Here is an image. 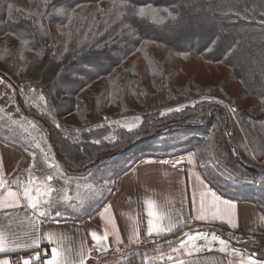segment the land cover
<instances>
[{
  "label": "trees",
  "instance_id": "obj_1",
  "mask_svg": "<svg viewBox=\"0 0 264 264\" xmlns=\"http://www.w3.org/2000/svg\"><path fill=\"white\" fill-rule=\"evenodd\" d=\"M126 2L136 7L151 4L156 8H169L176 19H166L162 25L150 20H141L129 15L130 9L122 6ZM8 4L13 6L11 16ZM59 8L68 10L71 24L67 15L56 14V9ZM37 11L51 15L36 16L34 13ZM40 25H43V33L47 35L41 32ZM130 32L135 34L130 35ZM7 37L15 41L17 52L14 53L13 60L5 64L1 62L0 65L11 80L23 83L24 94L31 88L39 90L44 95L48 113L53 118L69 113L79 114L83 118L80 129H76V125L62 123L67 135L74 134L75 139H72L71 136L59 132L48 120L49 116L48 119L40 116L46 131L50 132L49 136L47 131L48 139L54 151L67 166H91L110 157L116 145L127 141V145L115 152L119 153L133 143L129 139L131 133L121 126L115 132L117 136L114 141L105 139L104 135H107L110 127L99 124L106 118L102 114V106H106L105 101L109 100L108 104L113 102L119 109L108 114V118L141 113L142 121L137 132L145 129L147 135L137 138L136 141H142L150 134H156L161 128L170 125L198 124L207 127L209 123L216 122L217 129L215 134L212 132L213 139L223 146L222 157L228 167L240 166L245 173L249 171L253 175L264 174V166L258 165L264 162V141H261L257 134L264 133V126L259 125L256 131H253L252 124L243 115L235 112L234 118L227 108L218 105L199 108L198 105L202 104V101L195 107L187 106L182 111L161 114L162 109L166 107L204 94L225 100L227 96L217 88L212 91L204 89L189 91L186 95L170 96L168 91L163 89V75L156 91L147 92L129 74L128 93L135 100L134 105H131L128 96L127 100L124 99L125 92L115 96L111 88H100L95 93L92 89L93 85L102 83L126 60H137L139 53L144 55L147 69L153 72V75H161L158 73L163 69L157 62V55L144 53L147 45L157 44L154 47L168 50L164 60H172L171 58L175 57L171 56L176 55L181 60L199 59L223 65L229 70L231 77L237 80L241 91L256 99V107L264 112V0H51L46 8L42 0H1L0 60L12 52L11 48L1 44ZM24 40L28 43H23ZM21 54H32L34 57L25 59ZM62 97L66 99L63 100ZM104 98L107 100L104 101ZM20 101L18 95L19 104ZM228 101L225 100V103L230 104ZM24 110L30 112L26 107ZM194 110L195 116H198L195 118L200 121L185 120L186 117H192L191 111ZM258 117L259 115L256 118L261 120ZM161 123L165 125L155 129V126ZM89 129L91 131H88ZM249 137L252 142L255 141L257 153L252 145L250 151L247 149L244 141L247 142ZM96 140L100 143H94ZM200 141L205 142L202 139L198 142ZM239 144L243 145V150ZM249 155L253 156L256 162ZM198 168L205 180L225 195L229 194L221 187L228 190V187L236 186L229 180L231 177L225 178L221 169L205 170L203 164L201 169ZM240 171L242 173V170ZM262 187L263 185L261 189ZM251 201L260 205L261 201L264 202V194ZM261 209L264 212V209ZM256 254L264 260V251ZM137 257L131 256L129 264H140L141 261H133Z\"/></svg>",
  "mask_w": 264,
  "mask_h": 264
},
{
  "label": "crops",
  "instance_id": "obj_2",
  "mask_svg": "<svg viewBox=\"0 0 264 264\" xmlns=\"http://www.w3.org/2000/svg\"><path fill=\"white\" fill-rule=\"evenodd\" d=\"M0 78H2V82H0V106L4 107V102H7L8 107H15V102L12 100L13 93L16 91L18 94L15 81L9 80L1 73ZM15 113L21 116L20 111L15 110ZM119 126L123 127L120 124ZM3 130H5L4 125H1L0 164L3 167L4 178L8 181V187L18 190L19 184L13 181H27L30 178L29 166H24L25 161L33 162L31 171L34 168L40 174H37L35 170L32 171L37 184L44 183L46 177L52 175L51 186L55 189H61L65 187V179L69 180L70 173L73 171H76L74 174L77 177L74 178L77 182L81 185L84 184L83 179L85 176L87 178V175L82 174L83 168L73 170L67 167L55 152L40 155L38 154L40 152H35L36 149H34L37 154L28 155L27 153L32 150L26 152L24 147H17L2 134ZM9 133L11 134L10 131ZM47 158L50 159V162L46 166L41 161ZM189 158L192 160L191 163ZM178 161L179 163H177ZM50 164L55 165V167H49ZM204 177L197 166L194 155L191 153L147 157L131 164L127 169H123L114 178L111 190L102 201H94L93 196L91 199L86 197L85 194H90L89 190L81 187L79 193L85 198L81 202L76 198V183L70 182L66 187L67 195L72 197V200L67 204L61 202L55 210L51 211L49 216L39 217L37 212L28 208L26 203L21 200V204L17 208L0 209V228L4 229L10 236L18 237V243L29 242V237L36 234L43 237L45 233L51 232L55 235L56 242L49 244L42 239L41 245H46L49 249L58 246L69 261L73 262L79 261L78 253L81 248L84 249L87 259L91 254L103 251L102 248L98 250L91 233L95 231L103 235L106 229L110 233L106 242L108 249L119 247L121 251H116L110 259L99 264H116L121 255L139 253L156 246L162 247L166 244L167 236L173 233L179 234L180 237L183 236L180 241L187 239L184 233L192 235L199 233L201 238L194 241L196 245H205L206 240L203 238L205 236L211 243L201 251H195L189 247L180 249L178 253L171 250L178 248L180 241L172 247L164 246L154 255L153 264H174V261H169L166 258L163 261L159 260L161 255L178 257L185 264H240L241 259L251 255L261 264H264V260L260 259L253 249L243 246L244 243L253 242V240L255 245L264 246L263 210L257 203L249 199H238L221 193ZM90 181V184H94L98 190L99 179L95 182L91 178ZM206 190L215 192L221 199L231 201L235 205L232 210V219L237 224L236 228H232L226 220H212L211 217L206 220L195 219L199 209V192ZM194 192L196 193L195 204L193 203ZM2 194L3 192L0 191V195ZM52 195L54 199L58 200L63 192H54ZM44 199L48 198L45 197ZM146 200L155 202L154 210L163 214L164 219L161 222L165 226L169 222L168 216H171L174 221H180L179 227L173 232L161 236H157L155 233L148 236L147 221L149 217L145 210ZM91 204L94 206L91 207ZM46 207L42 204L41 210ZM56 211H61L62 214L57 216ZM37 219L40 221L39 233H36L34 227ZM153 219L156 222V218ZM136 227L139 228L140 242L131 243L129 237L133 235V229ZM116 229H118L119 237L122 240L119 245L115 243ZM213 235L224 240L226 244L221 245L219 239L213 240ZM222 247L225 248L224 251H220ZM33 249L18 248L16 251ZM89 249L91 250L90 254ZM187 252H191V255H187ZM10 253L12 252L0 253V258L6 256L10 259Z\"/></svg>",
  "mask_w": 264,
  "mask_h": 264
},
{
  "label": "rangeland",
  "instance_id": "obj_3",
  "mask_svg": "<svg viewBox=\"0 0 264 264\" xmlns=\"http://www.w3.org/2000/svg\"><path fill=\"white\" fill-rule=\"evenodd\" d=\"M1 44H3V46H5L6 48H11L12 51L10 55H4L2 60H0V63L2 62L3 64H5L9 62V60H13L14 53L17 52L15 50L17 45L15 44V41L11 39V37L3 39ZM156 45H147L144 49V53L148 52L157 55V62L161 65V68L163 69L162 72L158 73L161 75H153V72L147 69V66L144 62L145 60L143 58L144 55L142 56V54L139 53L137 54V60H126L124 64L121 65L112 75L106 77V79L102 83H96L95 85H93L92 89L94 93L100 88H111V90H114L113 94H115V96H119L122 92H125L124 99L127 100L126 96H128L129 102H131V105H134L136 104L135 100L130 97L128 93L129 86L127 78L129 74L130 76L135 78L137 83L140 86H143L147 92L156 91V89L158 88V83L160 82V79L163 75V79H165V84L162 86L164 90L168 91L170 96H172V94L186 95L189 91H201L204 89H210V91H212L217 88V90L220 91L222 94L225 93V95L227 96L225 100H230L228 101L230 104H226L225 100L221 97L204 94L192 98L188 101L166 107L165 109H162L161 113L167 114L172 111H176V109H180L179 111H182L187 106L195 107L199 102L202 101L203 103L198 105L199 108H205L209 105H218L227 108V111H229L234 118L235 112L240 114V116L243 115L252 124L253 131H256L259 125L264 126V112L258 109L259 107H256L258 102L256 101V99L247 96L241 91L237 80L231 77L227 68L220 64L207 63L199 59L181 60L178 59V56L176 55L171 56L175 58L170 57L172 60H164V57L167 56L168 50L165 48L162 50L158 49L157 47H154ZM21 55L25 59L34 57V55L32 54ZM1 67L3 66L0 65V69L2 70L0 72L6 73ZM6 74H4L5 77L11 80V77ZM22 84L23 83L21 82L15 81V88L18 91V94L15 91V93H13L12 95V100L13 102H15V107H8L7 102H4V107L0 106V126L4 125L5 128L2 134L8 137V140L14 143L17 147H24L27 150L26 151L23 149L24 151L28 152L32 150L31 152L27 153L28 155L37 154L35 152H40L38 153L40 155L46 154L48 152L53 154L55 151L53 145L51 144V142H49L47 134L48 130L46 131L44 122L42 121L40 116L46 117L47 119L49 116L48 120L54 124L57 130L61 133H64L65 136H71L72 139H75L74 134L72 133L70 135H67V132L65 131L66 128L62 125V123L64 125H76V127H78L76 129H80V125L83 124V118H81L79 114L73 113H69L65 116L60 117H51V115H49L48 113L44 95H42L39 90H36L34 88H31L28 93L25 92L24 94ZM18 95L19 99L21 98L20 104L18 103ZM41 97H43V99H41ZM205 97H212L214 98V100L209 102L205 99ZM62 99L64 100L66 98L62 97ZM103 100L105 101L107 100V98H104ZM217 100L223 101V103H216L215 101ZM108 101L109 100L105 101L107 102L106 106H102L104 108V111L102 110V114L104 117H106V119H104L103 123L99 124L110 127V130L108 131L107 135H104V137H107V139L114 141L117 136H115V132L119 129L120 124L131 133V138L129 139H131L130 141L131 143L133 141V143L130 146L125 147L123 152L119 153L115 152L119 148L127 145V141H125L121 145H116V147L112 149L110 157L104 158L103 160L97 161L91 166H85L83 168L84 171L82 172V174L87 175V178L89 179L88 180L85 176L83 179L84 184L88 183V181L90 183L91 178H93L95 182H97L96 180L99 179V189L97 190V194L93 196L94 201H102L105 195L107 196L109 191L111 190L114 178L118 174H120L123 169H127V167H129L131 164L136 163L139 160L147 157H160L174 154L180 155L186 153H191L194 155L195 160H198L196 163L197 166L200 167V169L201 164H203L205 166V170H214V168L221 169L225 175V178L226 176L231 177V179L229 180L233 181L236 186L228 187V190H225L223 187H221L226 192V194L232 195V197L250 200L259 199V196L264 194V174L257 173L253 175L249 171L245 173V171H243L240 166H232L233 168L228 167L224 157H222L224 151L223 146L220 143L216 142L215 139H213L212 132H214V134L216 132V122L214 124L212 122L209 123L207 127H204V125L198 126V124H193L189 126L183 124L170 125L161 128L156 134H150L148 138L142 141H136L137 138L147 135L146 131H144L145 129H143L144 132H137L138 126L142 121L140 116L141 113L118 116L117 118H108V114L119 109L114 106L113 102L108 104ZM25 107L27 108V110H30V112H25ZM136 108L138 109V107ZM169 109H171L172 111H169ZM230 109H235V111H230ZM15 110L20 111L21 116H18L15 113ZM197 110L199 111L198 108ZM191 112L192 117H186L185 120L193 122L200 121L199 119L195 118L198 117L195 116V110ZM258 115V118H261V120L256 118ZM13 121H15V123ZM165 123L157 124L155 126V129L161 125H165ZM133 124H135L136 126L131 127V125ZM57 125H59V127H57ZM206 128L207 131L209 130V132L206 131ZM9 131L11 132V134L9 133ZM257 134L261 137V141H264V133L257 132ZM201 139L205 140V142H198ZM196 142L198 143L195 145ZM244 143L247 144V149L249 151L252 145V147H255L253 148V150L256 152L257 146L255 145V141H251L250 137L249 139H247V142L244 141ZM239 147H241L242 150L244 148L242 144H239ZM34 149H36L35 152ZM195 151L197 152L196 155ZM57 156L59 157L58 154ZM250 158L254 162H256L253 156H250ZM93 161L91 163H93ZM48 162H50L49 158L41 161V163L46 164V166ZM32 163L33 162L25 161L24 166H30L32 165ZM65 165L67 166V164ZM258 165L262 167L264 166V162H260V164ZM67 167L73 170L76 169L70 166ZM33 170L35 169L33 168ZM240 170H242V173ZM75 172L76 171L70 173L71 177L69 178V180L73 183H77L76 178H74L77 177L74 174ZM36 173L39 174L37 171ZM78 174L81 175L80 173ZM262 185L263 189H261ZM235 187H238L239 190ZM85 196L89 198L90 194H85ZM260 205L258 204L259 207L264 209L263 201H261ZM93 206L94 205L91 204V207ZM182 238L183 236L180 237L179 234H170L169 236H167V241L165 245H163L162 247L156 246L148 250L141 251L139 252L140 255H132L138 256L133 261H142L144 259L145 253L147 257L153 258L154 255L158 251L162 250L164 246L172 247L177 244V242L180 241ZM169 241L172 242L170 245L168 244ZM243 246L248 249H253L255 250V253L259 254L260 251H264L263 245H255L253 242H246L243 244ZM258 250L259 252H257Z\"/></svg>",
  "mask_w": 264,
  "mask_h": 264
},
{
  "label": "snow or ice",
  "instance_id": "obj_4",
  "mask_svg": "<svg viewBox=\"0 0 264 264\" xmlns=\"http://www.w3.org/2000/svg\"><path fill=\"white\" fill-rule=\"evenodd\" d=\"M51 0H42L44 7L46 8ZM123 7L130 9L129 15L133 17H138L141 20H150L155 24L162 25L164 24L166 19L175 20L176 16L173 15V11L169 10V8H156L153 7L151 4H147L146 6L136 7L134 4L124 3ZM9 10V15L11 16L13 6L11 4L7 5ZM19 11V9H17ZM56 14L59 15H67L69 19V24H71V15L68 14V10L66 8H59L56 9ZM29 15H33V13H29ZM36 16H45L51 15V13L39 12L37 11L34 13ZM74 15V13H73ZM41 32L43 33V25H40ZM47 35V33H43ZM130 35H134V32H130ZM71 35V33H68ZM23 43L27 44L28 41L24 40ZM0 82H2V78H0ZM43 99V97H41ZM206 100L211 102L214 100L212 97H205ZM216 103H223V101H215ZM262 102H264V97H262ZM180 109H176L179 111ZM169 111H172L169 109ZM230 111H235V109H230ZM162 115L164 113H161ZM106 119V118H105ZM15 123V121H13ZM136 125L133 124L131 127H135ZM59 127V125H57ZM88 131H91L90 129ZM107 139V137H105ZM94 143H100L99 140L94 141ZM189 162L191 163L192 160L189 158ZM179 163V161L177 162ZM32 165L29 166L28 174L29 179L27 181H13L14 183L19 184L18 190H13L11 187H8V181L4 178V172L2 164H0V191L3 192L0 195V209H11L17 208L21 204V200L26 203V206L35 212L38 213L39 217H47L50 215L52 210L57 208V205L61 204V202L67 204L72 200V197L67 195V187L66 185L69 184L71 181L65 179V187L61 189H55L51 186V181L53 180L52 175H48L46 177V181L42 184H37L35 177L32 174ZM49 167H55V165L50 164ZM61 176L63 174L61 173ZM84 187L89 190L90 197L95 196L97 194V189L94 184L85 183L81 185L79 182L76 183L77 188V199L83 200L85 199L79 193V189ZM54 192H63V195L60 198L54 199L53 193ZM47 197L48 199H44ZM89 197V198H90ZM193 203H196V193H193ZM46 205L47 207L41 210V207ZM145 210L149 217L147 221V235L152 236L154 233L157 236H161L163 234L171 233L175 229H177L180 225V221H174L171 216H168V225L165 226L161 221L164 219L163 214L157 213L154 210L155 202L146 200L145 201ZM235 208V205L231 201L223 200L221 197L217 196L215 192H211L210 190L200 191L199 192V209L198 215L195 217L197 220H206L211 217L212 220H226V222L232 227L236 228L237 224L232 219V210ZM61 211H56V215H61ZM156 218V222H154L153 218ZM39 219L35 221L34 227L36 233H39ZM115 228V225H113ZM109 232L105 229L103 235L98 234L97 232L93 231L91 233L92 239L96 242V245L99 249H103L104 251L108 250L107 239L109 236ZM116 240L115 243L119 245L122 243V240L119 237L118 229L115 230ZM184 236L187 237L186 240L180 241L178 248H173L172 252H179L182 248H192L195 251H201L203 248L208 247L211 241L205 236L203 237L206 240V244L203 246H198L194 243L198 238H201V234L197 233L195 235L184 233ZM19 238L10 236L4 229L0 228V253H8L14 252L18 248H39L41 246L42 239L46 240L49 244H53L56 242V237L53 233H45L43 237L39 234L29 237V242H17ZM213 240L219 239V237L213 235ZM238 239V238H237ZM129 241L131 243H139L140 242V234L139 228L136 227L133 229V235L129 237ZM221 245H225L226 242L222 239H219ZM253 242H255L253 240ZM172 242L169 241L168 244L170 245ZM210 250V249H209ZM225 248H221L220 251H224ZM117 252H120L121 249L119 247L116 248ZM51 255L49 256L48 249H45L43 253L36 252L32 257L29 258H21L22 264H33V261H41L43 257V264H85V260L87 259L84 249L81 248L80 252L78 253L80 259L78 262L69 261L68 257L64 254V252L58 247L53 246L50 249ZM89 254L91 250H88ZM187 255H191V252H187ZM132 255H140V253H129L125 255H121L116 264H129L130 257ZM169 261H174V264H185L183 260H180L178 257H173L172 255H168L165 257L161 255L159 260L163 261L164 259ZM155 258L147 257L146 253L144 254V259L140 262V264H153ZM0 264H11V261L6 256L4 258H0ZM240 264H261L260 261L253 258L251 255L247 256L244 259H241Z\"/></svg>",
  "mask_w": 264,
  "mask_h": 264
},
{
  "label": "built area",
  "instance_id": "obj_5",
  "mask_svg": "<svg viewBox=\"0 0 264 264\" xmlns=\"http://www.w3.org/2000/svg\"><path fill=\"white\" fill-rule=\"evenodd\" d=\"M45 249H48L49 256L51 255L50 249L46 245H41L39 248L33 250L14 251L10 253L11 264H22L21 258L32 257L36 252L43 253ZM116 253V248H109L107 251H100L95 254H91L86 264H99L102 261L110 259ZM33 264H43V257L41 261H33Z\"/></svg>",
  "mask_w": 264,
  "mask_h": 264
},
{
  "label": "water",
  "instance_id": "obj_6",
  "mask_svg": "<svg viewBox=\"0 0 264 264\" xmlns=\"http://www.w3.org/2000/svg\"><path fill=\"white\" fill-rule=\"evenodd\" d=\"M48 132H49V130H48ZM49 134V136H50V132L48 133ZM125 149V148H124ZM124 149H122V150H120V151H124Z\"/></svg>",
  "mask_w": 264,
  "mask_h": 264
}]
</instances>
